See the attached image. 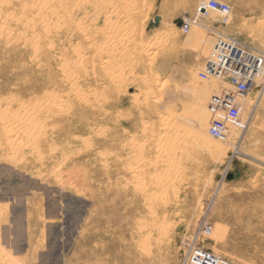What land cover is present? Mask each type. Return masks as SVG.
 Here are the masks:
<instances>
[{
    "label": "rangeland",
    "instance_id": "1",
    "mask_svg": "<svg viewBox=\"0 0 264 264\" xmlns=\"http://www.w3.org/2000/svg\"><path fill=\"white\" fill-rule=\"evenodd\" d=\"M199 1L0 0V264H264V0ZM211 32L261 53L245 94L200 77Z\"/></svg>",
    "mask_w": 264,
    "mask_h": 264
},
{
    "label": "built area",
    "instance_id": "2",
    "mask_svg": "<svg viewBox=\"0 0 264 264\" xmlns=\"http://www.w3.org/2000/svg\"><path fill=\"white\" fill-rule=\"evenodd\" d=\"M212 11L218 12L222 16V21L225 22L230 7L218 0H200L197 3L192 21L205 18ZM210 34L212 35L210 52L203 69L199 72L200 77L202 79L210 77L228 78L237 94H245L254 84V80L261 74L263 68L261 53L219 33L211 32ZM218 107H223L230 119H235L239 115L238 104L234 102L232 94L211 96L209 110L215 112ZM208 132L216 139L225 135L222 131V123L217 121L213 123ZM180 264L229 263L203 247L198 241L189 240Z\"/></svg>",
    "mask_w": 264,
    "mask_h": 264
},
{
    "label": "bare ground",
    "instance_id": "3",
    "mask_svg": "<svg viewBox=\"0 0 264 264\" xmlns=\"http://www.w3.org/2000/svg\"><path fill=\"white\" fill-rule=\"evenodd\" d=\"M111 1H113V0H111ZM116 1H118V0H116ZM135 2V1H134ZM91 4V3H90ZM80 6H81V8H82V10H83V15H84V19L85 20H88V19H91V18H96V16L98 15L97 14V8H94V6H92L93 8H89V6H87V5H85V4H80ZM96 6V5H95ZM97 6H99V5H97ZM115 7V6H114ZM99 8V7H98ZM142 8V7H141ZM115 9V8H114ZM106 10V9H105ZM104 10V11H105ZM120 12V11H119ZM143 13V12H142ZM115 14V13H114ZM229 14V13H228ZM100 15H101V13H100ZM104 15H105V13H104ZM213 17V16H212ZM93 18V19H94ZM95 21H96V19H94ZM143 21V20H142ZM114 22V21H113ZM85 28L87 29V32L89 33V34H91V37H90V39H89V41H90V43H92V44H94V40H95V34H96V27L94 26V24H90L89 26H85ZM110 34V33H109ZM111 39V38H110ZM108 40H109V38H108ZM89 43V42H88ZM108 43V42H107ZM106 43V44H107ZM99 45V44H98ZM101 45V44H100ZM118 45V44H117ZM113 50V49H112ZM96 59H97V55L95 54V52L93 51V53H92V64L93 65H95L96 64ZM149 64V63H148ZM93 67H95V66H93ZM100 67V66H99ZM95 69V68H94ZM149 88V87H148ZM163 90V89H162ZM176 90V89H175ZM161 92V91H160ZM158 96V95H157ZM84 98V97H83ZM160 98V97H159ZM153 99V98H152ZM84 100V99H83ZM159 100V99H158ZM82 101V100H81ZM199 101V100H198ZM152 102V101H151ZM160 102V101H159ZM153 103V102H152ZM54 106V105H53ZM55 107V106H54ZM156 109V108H155ZM165 109V108H164ZM157 110V109H156ZM85 111V110H84ZM168 110H166V112H167ZM169 113H170V111H168ZM163 113V112H162ZM169 113H167V114H169ZM51 114V113H50ZM162 115V114H161ZM168 116V115H167ZM161 117V116H160ZM164 118H167V117H164ZM161 122V121H160ZM164 122H166V121H164ZM168 123V122H167ZM166 124V123H165ZM188 125V124H187ZM155 128V127H154ZM150 131V130H149ZM157 132V131H156ZM160 132V131H159ZM173 132V131H172ZM169 133V132H168ZM160 134V133H159ZM164 134V133H163ZM163 134H161V135H163ZM158 136V135H157ZM160 136V135H159ZM151 137V136H150ZM161 138H163V136L161 137ZM166 138H167V136H166ZM172 137H170V138H168V140L169 139H171ZM177 138H179V137H177ZM158 139H159V137H158ZM148 141H149V139H148ZM157 141H159V140H156V146H158L159 145V143L157 142ZM165 141V140H164ZM163 141V142H164ZM167 141V140H166ZM145 142V141H144ZM169 142V141H168ZM206 144H212L213 145V142H210V141H208ZM185 145V144H184ZM155 146V147H156ZM161 146V145H160ZM169 146V145H168ZM173 146H175L174 144H173ZM206 146V145H205ZM207 147V146H206ZM160 148V147H159ZM162 148V147H161ZM164 148V147H163ZM169 149V148H168ZM160 150V149H159ZM173 150V149H172ZM171 150V151H172ZM176 151H177V149H175ZM161 151V150H160ZM169 151V150H168ZM159 152V151H158ZM166 152V151H165ZM170 152V151H169ZM167 154V153H166ZM173 155V154H172ZM168 157H170V156H168ZM140 159V158H139ZM165 159V158H164ZM166 160V159H165ZM140 162V161H139ZM169 162V161H168ZM148 163V162H147ZM166 164V163H165ZM166 165H168V164H166ZM137 166V165H136ZM155 166V165H154ZM132 167V166H131ZM134 168H131L130 169V172H132V173H136L137 171H139L138 169H137V171L136 170H134V169H136L135 168V166H133ZM166 167V166H165ZM146 168V167H145ZM143 169V168H142ZM164 169V168H163ZM165 171V170H164ZM174 174V173H173ZM135 176V175H134ZM173 176V175H172ZM156 178H157V176H156ZM154 185V184H153ZM165 189H166V187H165ZM153 193V192H152ZM152 196V195H151Z\"/></svg>",
    "mask_w": 264,
    "mask_h": 264
}]
</instances>
